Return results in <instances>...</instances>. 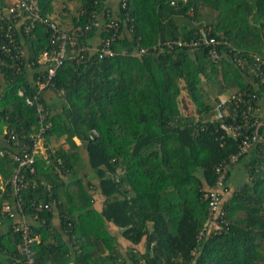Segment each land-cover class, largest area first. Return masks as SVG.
Listing matches in <instances>:
<instances>
[{
	"label": "trees",
	"instance_id": "obj_1",
	"mask_svg": "<svg viewBox=\"0 0 264 264\" xmlns=\"http://www.w3.org/2000/svg\"><path fill=\"white\" fill-rule=\"evenodd\" d=\"M62 1L79 4L67 29L54 18L55 0H34L41 16L76 31L73 49H89L80 62L65 59L40 92L37 83L45 81L51 64L38 63L50 47L43 25L0 21V150L11 149L4 127L38 131L35 96L50 123L45 159L36 157L30 176L37 187L21 192L23 212L40 236L37 263L69 264L67 242L73 240L77 261L85 264H264V125L255 146L238 155L240 138L230 137L218 121L204 120L213 112L210 96L217 104L223 95L248 88L256 89L264 119V84L233 63L264 49V0ZM4 7L9 5L0 0V13ZM203 11L213 19L199 20ZM110 21L117 27L109 46L113 56L100 59L101 39L114 32L103 29ZM7 24L22 49L20 61L11 45L12 59L1 49L9 42ZM206 27L226 43L218 62L201 47L175 44L196 40ZM185 107H194L195 116ZM51 138H64L68 148L49 150ZM224 162L229 167L218 212L209 223L202 194L215 188ZM13 167L0 156V183L10 179ZM4 190L10 192L9 184ZM32 203L50 209L34 212ZM54 215L66 238L53 235L50 243ZM0 221L11 235L9 241L0 237V254L6 250L9 263L20 264L19 233H12L8 217L0 215ZM106 223L118 231L123 253ZM104 248L108 254L102 256Z\"/></svg>",
	"mask_w": 264,
	"mask_h": 264
},
{
	"label": "built area",
	"instance_id": "obj_2",
	"mask_svg": "<svg viewBox=\"0 0 264 264\" xmlns=\"http://www.w3.org/2000/svg\"><path fill=\"white\" fill-rule=\"evenodd\" d=\"M6 19L16 25L23 19H29L31 27L35 22L40 23L44 27V31L47 34L50 47L43 51L38 57V63H51L47 69L45 81H39L37 83L38 91L46 87L49 81L55 76L57 69L62 65L65 59L75 60L80 62L83 60V53L89 48L81 47L78 50L73 49L75 47L76 31H65L59 28L56 22L51 21L49 18L41 16L37 11V6L34 0H14L8 8H3V13H0V21ZM100 22L93 20L91 25L94 27H100ZM29 26L24 29L28 32ZM108 28L114 30L110 37L101 39V48L99 50V58H105L113 56L112 51L109 49L110 42L113 40L114 33L117 31L115 23L112 21L106 23L103 26L105 32ZM1 29V28H0ZM12 26L7 24V31L5 32V38L9 41L8 46L2 45L1 49L10 54L12 48L16 50L17 61L22 58V49L15 45L14 38H12ZM211 35V28L206 27L199 31V37L195 40L192 39L189 43H175L177 46H189V47H201L205 49L210 60L218 62L224 55L220 48L225 45ZM11 45V47H9ZM168 47L173 45L168 42ZM69 47V51L67 50ZM239 55V54H238ZM233 63L236 68L243 73L258 79L260 84H264V49L261 54L250 53L248 57L237 56L234 58ZM255 84V83H254ZM256 89H247L246 91H231V94L223 95L220 97L219 103L216 104L213 110V116L209 121H218L221 127L229 134L230 137L237 139L240 138L239 152L241 155L250 150L261 139L259 133L260 128L264 125V119L261 118V108L257 102V96L255 94ZM1 99V94H0ZM36 115L38 117V131L36 133H14L7 129L3 132L4 143L11 146V149H1L0 156H6L12 163L13 171L10 179L7 182L0 183V215L2 217H8L11 220L12 233H19L20 236V248L19 253L22 255L23 260L20 264H38L36 260L35 245L38 244L39 235L35 233L31 228V224L27 221L23 212V205L21 201V192L28 187L36 189L37 183L31 180L30 176L35 174V161L36 157L43 153L44 147V134L49 128L50 123L46 120L47 114L43 110L41 103L37 96L34 97ZM27 103H30L27 100ZM204 120H206L204 118ZM222 139V137H221ZM236 157H231L230 162H233ZM218 178L215 182V188L209 191L203 192L202 198L208 205L209 218L207 222L215 223L214 215L218 212L217 206L219 203V196L223 181L225 178L227 162L220 164ZM6 184L10 186V192L6 193L4 187ZM40 185H45L44 182H40ZM49 188V186H47ZM5 192V193H4ZM32 210L34 212H41L42 210H49L48 204L32 203ZM37 217H32L33 221H36ZM1 224V221H0ZM202 232L200 233V235ZM139 264H144L143 261H139Z\"/></svg>",
	"mask_w": 264,
	"mask_h": 264
},
{
	"label": "crops",
	"instance_id": "obj_3",
	"mask_svg": "<svg viewBox=\"0 0 264 264\" xmlns=\"http://www.w3.org/2000/svg\"><path fill=\"white\" fill-rule=\"evenodd\" d=\"M14 0H2V2L3 3H5L6 5H10L12 2H13ZM113 1L114 0H107V4L108 5H111L112 3H113ZM54 5V4H53ZM55 14V13H54ZM53 14V15H54ZM54 105V104H53ZM55 108L56 107H54L53 109L55 110ZM6 130V127H4L3 128V132ZM53 140H55V141H59L60 143H58V148L59 147H62L63 149H67L68 148V144L65 142V139L64 138H51L50 139V142L49 143H51V144H53ZM49 143L47 144V147L49 148ZM76 144H79L78 142H76ZM58 148H56V149H58ZM49 150H51L50 148H49ZM51 151H53V150H51ZM44 154V155H43ZM43 154L41 155V153L39 154L41 157H43V158H45V156H46V154H45V151L43 152ZM100 201H102L101 200V198L99 197L97 200H96V202H94V204H93V207H95V208H99L98 206H99V202ZM56 214V213H55ZM26 218H27V221L29 220V217L28 216H25ZM35 222V221H34ZM53 226H54V233L50 236V238H49V242L51 243V242H53V235H55V237H57L58 238V236H60L61 237V240H65V234L63 233V232H61V231H59V229H58V226H59V219H58V216L57 215H54V218H53ZM92 222H96L97 223V221H92ZM7 225L8 224H5V225H0V237L2 236V237H5V241H9L10 240V238H11V235H9L8 234V230H9V228L7 227ZM105 227H106V230L108 231V233L111 235V236H113V237H115V239L117 240V245H116V250L118 251V253L120 252V253H123V249H124V244H123V242L121 241V238L118 236L119 235V233H118V231L116 230V229H114L113 227H111L108 223H106L105 224ZM117 231V232H116ZM72 243H70V241L69 242H67V243H69L68 244V249H69V252H70V262H69V264H85V262H83V263H80V262H78L77 261V258H76V254L75 253H77V252H80L79 251V244L78 243H75L73 240L71 241ZM38 243H40V236H39V240H38ZM72 244L74 245V246H72ZM5 252H6V250H4L3 251V254H0V264H10L9 263V258H8V256L5 254ZM103 254H102V256H105V255H107L108 254V251H107V249H105L104 248V250H103V252H102ZM119 260V259H118ZM119 261H117V264H119L118 263ZM48 264H53L51 261H49L48 262Z\"/></svg>",
	"mask_w": 264,
	"mask_h": 264
},
{
	"label": "rangeland",
	"instance_id": "obj_4",
	"mask_svg": "<svg viewBox=\"0 0 264 264\" xmlns=\"http://www.w3.org/2000/svg\"><path fill=\"white\" fill-rule=\"evenodd\" d=\"M54 6H55V15H56V17H54V18L57 21H59L58 18H60L61 21H59V23L61 24V28L67 29V27L70 26V21H71L72 16L76 15L77 12H78L79 4L78 3H64L62 0H55ZM64 9H67V10H64ZM204 13L207 16H205ZM200 19L201 20H212L213 19V15H208V12L207 11H203V14H201L200 17H199V20ZM205 87H206V85L204 86V88ZM229 94H231V93H229ZM181 95H183V97L186 98L184 92ZM206 101H208V103H210L211 107L214 110L215 107H216V104H215V102H213V96H210L209 97V100L206 99ZM182 111H183V109H182ZM184 111H185L184 113H186L188 115L195 116V112H194L195 109H194V107L192 109H191V107H185ZM204 116H205L206 120H209L213 116V112L206 113ZM58 143H60V142L53 140V144L49 143V148L51 150H53V151L56 150V148H58ZM43 150H44V147H43ZM42 154L43 153H41V155Z\"/></svg>",
	"mask_w": 264,
	"mask_h": 264
}]
</instances>
